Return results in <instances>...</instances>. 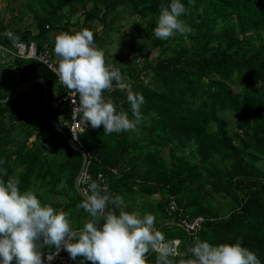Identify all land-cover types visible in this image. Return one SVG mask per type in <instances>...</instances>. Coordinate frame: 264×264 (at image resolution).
<instances>
[{
  "label": "trees",
  "instance_id": "trees-1",
  "mask_svg": "<svg viewBox=\"0 0 264 264\" xmlns=\"http://www.w3.org/2000/svg\"><path fill=\"white\" fill-rule=\"evenodd\" d=\"M3 1L18 16L24 9L10 4L21 1L33 22L14 27L0 18V43L7 49L0 54V99L10 97L22 82L44 78L48 108L41 82L22 86L14 99L0 102V179L18 177L21 190L36 188L42 201L53 198L55 207L73 208L71 225L81 228L90 217L76 207L83 200L74 183L84 157L74 141L87 153V175L96 180L102 174L98 183L121 195L125 210L141 215L158 210L155 228L166 240H180V256L170 257L174 264H187L197 239L214 244L239 240L264 264V0H183L186 12L180 18L192 31L166 40L155 37L153 29L169 0ZM77 13L84 15L83 26L93 31L95 43L103 40L100 32L109 38L121 20H138L137 53L132 58L129 51L117 53L111 64L120 70L124 87L114 81L103 93L130 118L127 91L142 93V119L133 129L109 134L103 125L84 124L80 114L83 130L73 140L67 125L71 106L50 104L66 89L42 62L15 53L17 43L35 42L51 52L58 66L50 35L74 26L81 30L72 20ZM95 21L103 30L93 29ZM9 31L15 39L4 35ZM3 62L15 68L9 71ZM155 195L158 204L147 207L146 199ZM170 195L185 213L205 217L196 235L170 223ZM131 198L141 210L127 203ZM157 256L149 249L146 264H156ZM76 264L92 262L77 257Z\"/></svg>",
  "mask_w": 264,
  "mask_h": 264
},
{
  "label": "clouds",
  "instance_id": "clouds-1",
  "mask_svg": "<svg viewBox=\"0 0 264 264\" xmlns=\"http://www.w3.org/2000/svg\"><path fill=\"white\" fill-rule=\"evenodd\" d=\"M185 12L183 0H169L161 7L154 36L166 40L176 33H190L192 28L180 18ZM4 35L15 39L10 31ZM54 39V52L60 57L58 77L73 97L78 96L79 103L74 99L72 110L82 114L84 124L89 122L92 128L103 125L109 134L133 129L142 119L145 98L128 89L131 118L128 112L117 111L111 98H105L104 91L111 89L114 81L121 88L124 85L120 70L106 63L104 51L94 43L93 31H63ZM98 180L102 174L96 180L85 177L89 194L76 207L90 218L74 229L69 214L42 201V192L21 190L18 177L0 179V264H44L61 249L73 260L81 257L82 262L92 264H146L151 249L158 253L156 264H174L170 257L177 255L179 241L165 239L154 227L153 214L125 210L123 197L109 193ZM45 246L53 249L47 256L42 251ZM189 253L187 264H261L256 253L239 240L214 244L197 239Z\"/></svg>",
  "mask_w": 264,
  "mask_h": 264
},
{
  "label": "rangeland",
  "instance_id": "rangeland-1",
  "mask_svg": "<svg viewBox=\"0 0 264 264\" xmlns=\"http://www.w3.org/2000/svg\"><path fill=\"white\" fill-rule=\"evenodd\" d=\"M25 1V0H23ZM21 1H12V3L10 4L13 7H18V9L23 10L24 9V14H21L20 16L17 15V11H10V8L7 9V3L3 0H0V18L5 16L6 21H11V24L15 27V26H22L24 27L26 24L28 23H32L33 22V17H32V12H30L29 10L25 11V8L20 5ZM10 6V7H11ZM18 17H22V19H18ZM72 20L73 22H77L78 25V29H80L82 27L86 28L87 26H83L84 24V15L82 14H75L72 16ZM137 18L136 17H132V18H125L123 20L120 21V24L117 26L118 28L115 29V31L110 32V37L109 38H105L103 34V32L99 33L100 38H103V40L98 39V41L96 42V45L101 48L104 51V58L106 63L108 64H112L113 63V56H115L117 53H121L124 51H129V57L132 58L136 53H137V46L140 45L141 43V39L139 38L138 35V31L136 29V24H137ZM94 23V24H93ZM93 29L96 28L98 31L103 30V26L98 23L97 21L93 22ZM10 28H12V26L10 25ZM76 28V26L71 27L70 31H74ZM63 32V31H57V32H53V35L51 34L50 36H52V39H54L53 37H55V35H57L58 33ZM179 33H176L175 35H178ZM54 55L55 52L53 50ZM153 55L158 54L157 50H155L153 53ZM5 68H15L14 66H9L7 64L3 65ZM50 104H52V99L50 100ZM234 127V121H231V128ZM35 139V137H32L30 141H33ZM49 145V144H48ZM52 146V145H51ZM187 155L189 153H186ZM34 190V189H33ZM36 190V188H35ZM159 195H155L152 197H149V199H146V206L149 207L150 204H152L153 206H156L159 202ZM217 199L224 201L222 197H220L219 195L217 196ZM68 198H58V201H67ZM136 199L131 198L128 199L127 203H130L131 206H133V210H137L138 208V204H137ZM140 206V204H139ZM141 210V209H139ZM67 213L70 215L74 214V209H69L67 210ZM158 213V210L154 209L153 210V214L156 216V214ZM72 218V217H71ZM159 223H164L165 221L163 220H159ZM158 225H156V223L154 224V227H156ZM161 227V225H159V228ZM11 264H15V261L11 262Z\"/></svg>",
  "mask_w": 264,
  "mask_h": 264
},
{
  "label": "built area",
  "instance_id": "built-area-1",
  "mask_svg": "<svg viewBox=\"0 0 264 264\" xmlns=\"http://www.w3.org/2000/svg\"><path fill=\"white\" fill-rule=\"evenodd\" d=\"M95 43V42H94ZM96 44V43H95ZM7 50L6 46L0 43V54H3V52ZM17 56H21L23 58H34L42 62L44 65H46L51 71L54 72V74L57 77L58 82L66 89L65 93L63 96H60L58 99L53 101V106L54 108H57L59 104L62 102H66L71 106V111H72V122L67 123L69 130L72 133L73 140L77 141V135L79 132L83 130V125L81 121H79L80 118V113L73 111L72 108L75 107L76 105L73 103V100L75 99L76 104L79 103V98L78 96L73 97L71 95V90L67 89L62 82L60 81L58 74H57V64H55L52 61L51 58V52L47 49L40 50L36 43L30 42V43H24V42H19L16 44V51H15ZM2 58V57H1ZM109 90V89H108ZM82 118V117H81ZM83 121V119H82ZM61 130V129H60ZM75 136V137H74ZM85 177H89L86 173V170L82 172L81 178H80V187L83 193L86 195L89 194L88 187L85 186ZM166 210L169 215H174V218L170 220L171 224H176L180 228H182L184 231H186L190 235H196L197 232L201 229L203 226V223L205 221V217L199 215V216H190V214L185 213L183 208L179 205V203L176 201V198L174 196H169V200L166 202ZM179 241L176 251L177 255L175 256H180V253L178 252V246L180 244ZM53 251H46L43 252L44 256H47L48 253H51ZM72 262V259L69 257V254L67 251L61 249L59 254L55 255L54 259L51 261L45 260L44 264H70Z\"/></svg>",
  "mask_w": 264,
  "mask_h": 264
},
{
  "label": "water",
  "instance_id": "water-1",
  "mask_svg": "<svg viewBox=\"0 0 264 264\" xmlns=\"http://www.w3.org/2000/svg\"><path fill=\"white\" fill-rule=\"evenodd\" d=\"M36 82H41L43 84V86H44V92H43V94H44V102H45L46 107L48 108V85H47V82H46V80L44 78H35V79L30 80V81L22 82L17 87V89L15 90V92L10 97L4 98V99H0V102H8V101H11L18 94V92L20 91V89H21L22 86H26V85H29V84H33V83H36ZM52 121H53V124H54L55 128H57V126H58L57 121L55 119H53V118H52ZM63 135H66V134L63 132ZM66 137L69 140L68 135H66ZM70 142L74 146V148H76L83 155V157H84V160L82 162L81 169H80L79 173L77 174V176L75 178V183H74L75 184V188L77 189L78 193L84 199L85 196H86V194L82 192V190H81V188L79 186V179H80V176H81V173H82L83 169L85 168V166L87 164V153L78 144L74 143V141H70ZM72 264H76V259L75 260L72 259Z\"/></svg>",
  "mask_w": 264,
  "mask_h": 264
},
{
  "label": "crops",
  "instance_id": "crops-1",
  "mask_svg": "<svg viewBox=\"0 0 264 264\" xmlns=\"http://www.w3.org/2000/svg\"><path fill=\"white\" fill-rule=\"evenodd\" d=\"M55 38V37H54ZM35 43V42H34ZM56 56V60L59 62V60H60V57H58L57 55H55ZM6 57V56H5ZM4 59V58H3ZM29 59H32V58H29ZM5 60V59H4ZM4 62H6V60L4 61ZM4 62H3V64H4ZM12 66V65H11ZM10 70H13V68H11V67H9V71ZM56 98V97H55ZM45 103V102H44ZM46 106V105H45ZM58 127L59 126H57V128L56 129H58ZM50 199H53V198H50ZM50 199H47L46 200V202H49L50 203ZM73 209V208H72ZM64 210V209H63ZM64 211H66L67 212V210H64ZM71 217H72V215H70L69 216V220H70V222H71ZM50 250H52V248H49L48 246H45L44 247V249L42 250L43 252H46V251H50Z\"/></svg>",
  "mask_w": 264,
  "mask_h": 264
}]
</instances>
